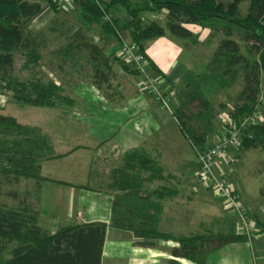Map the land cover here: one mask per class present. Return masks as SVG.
<instances>
[{"label": "trees", "instance_id": "trees-1", "mask_svg": "<svg viewBox=\"0 0 264 264\" xmlns=\"http://www.w3.org/2000/svg\"><path fill=\"white\" fill-rule=\"evenodd\" d=\"M71 1L74 5L72 20H60L58 15L63 10L57 0H0V95H10L20 105L70 110L75 106L74 101L63 94L61 84L48 78L44 81L35 72L25 81L18 79L14 69L16 56H22L23 69L33 71L42 65L43 52L59 41L49 53L58 61L57 73L64 75L63 78L70 77L75 73V67L87 59L86 64L92 70L90 79L101 90V83L107 77L100 69L101 52L108 41H117L118 36H122L135 43L144 54L146 43L162 37L166 30L182 36L187 32L185 25H194L222 33L212 65L233 81L241 78V89L233 99V117L239 119L258 107L261 83L264 85V0H142L140 6L128 0ZM243 2L248 3L245 15L240 10ZM44 6L54 18L45 29H31L32 21ZM117 6L125 10L129 22L111 18L109 13ZM144 11H165V28L158 23L142 25L139 14ZM105 16L110 20L105 21ZM214 21L224 26L212 28ZM234 31L242 44L234 39ZM120 63L125 72L136 74ZM196 100L200 99L191 98L189 104ZM200 104L208 107L203 101ZM188 114L186 117L182 111L176 112L179 126L194 151H203L206 149V134L205 129L199 127V113ZM249 132L251 138L243 139V151L264 148V125ZM52 158V145L39 127L5 116L0 109V197L5 196L17 203L15 209L0 206V264H101L105 224L65 225L50 236L38 224V192L44 181L41 163ZM124 162L122 170L126 178H129L128 172L148 169L151 164L139 152H130ZM149 177L145 181L150 180ZM30 180L35 181L34 204L26 202L23 197L29 195L23 192L4 191L5 186H17L21 181ZM140 180L137 173L133 175L132 183L120 187L128 190V194L113 203V212L117 206L124 209L120 211L124 217L117 218L116 226L131 230L137 239H173L179 246L172 250V254L197 264H202V257L208 251L245 241L236 235L205 232L176 238L160 233L156 227L160 206L151 201L145 203L139 197L144 192L148 200L150 194L143 189L145 181ZM144 206L147 207V216L142 213ZM5 254L8 257H4Z\"/></svg>", "mask_w": 264, "mask_h": 264}, {"label": "crops", "instance_id": "crops-1", "mask_svg": "<svg viewBox=\"0 0 264 264\" xmlns=\"http://www.w3.org/2000/svg\"><path fill=\"white\" fill-rule=\"evenodd\" d=\"M67 1L68 4L64 8L62 3L60 4L63 10L61 13L72 15L74 5L72 1ZM128 1L133 5L140 2V0ZM109 14L111 18L124 23L130 20L125 10L119 6L113 8ZM42 16H46L47 22L50 20L48 24L54 18L47 6L42 8L34 20ZM166 16L165 11H144L139 14L142 25L158 23L164 28ZM197 27L184 26L191 39L171 34L166 30L162 37L151 40L145 45L144 57L150 68L164 78L162 91L167 97L168 109L162 108L151 96L138 90L140 77L125 72L120 61L116 59V50H113L116 45L115 39L108 41L101 52L103 60L100 61V69L107 76L101 83V90L96 88L90 79L92 70L86 64L87 59L80 62L81 66L75 67V73L70 77L54 80L56 84H61L63 94L75 104L72 109L64 110L72 112L71 121L75 122V129L68 130L70 128L68 119L60 121L59 136L63 140L62 144L65 137L73 135V130L76 133L81 132L83 138H88L89 142H76L64 147L60 152H57L50 142L53 158L41 163V175L44 181L40 183L38 192V224L47 235H53L59 227L65 225L103 223L106 225V236L101 264H197L172 254V250L179 246L173 239L155 241L137 239L131 230L116 226L117 218L124 217V214L120 213L124 209H118L117 206L116 211L113 212V203L124 194H128V190L124 191L120 187L125 188V184L132 183V177L136 173L139 180L145 181L150 176V180L147 179L143 183V189L150 193L148 200L144 192L139 197H142L145 203L151 201L159 204L156 227L160 233L174 238L203 232L212 235H236L235 221L224 211L222 204L220 203L221 216H219V213H216L214 200L210 197L211 193L206 188L205 191H200L194 186V183H198L197 186L203 189L195 179L197 171L195 151L176 118L178 111H182L186 117L188 113H199L198 120L201 123L199 127L205 129L204 146L208 148L215 140L210 130L214 100L220 101L224 94L226 97L231 96L227 92L230 87L225 88L220 96H217L218 90L210 92L208 87L212 85L211 79L201 85L198 84L196 88L192 87L198 79L196 74L202 72L192 67L197 62L194 56L205 55L203 66H206V70L209 68L208 72L212 71L215 67L212 66L213 55L219 43V41L212 42L208 29H203L201 33L193 30ZM84 37L88 40V37ZM83 55L86 57L85 54ZM211 74L215 76L213 72ZM131 76L135 77L134 82ZM71 78L75 81L73 82ZM241 85L242 82L233 92L234 98L240 91ZM83 87L93 89L96 96L92 100L97 105H107L105 113H97L92 108H83L89 101L81 90ZM64 88H69L73 94L65 92ZM100 93L105 94L106 97L97 96ZM191 98L200 100L189 104ZM201 101L208 107H202ZM219 106L224 108L222 104ZM96 116H98L96 119L104 123H98ZM211 139L213 142L209 145ZM258 149L260 148L242 150L239 158L250 151L254 154ZM191 151L195 159L192 158ZM130 152L141 153L151 164L148 169L128 172L129 178H126L122 169L125 166L124 160ZM95 155L97 162L93 163ZM74 162L75 164H71ZM49 164L67 166L55 175L50 168H47ZM102 173H106L105 182L100 176ZM90 183L92 187L89 186ZM34 186V183H30L31 193ZM49 186L54 187L57 197L55 193L53 199L51 196H46ZM63 191H67L68 194L63 196ZM73 202L77 207L74 208ZM146 208L144 206L142 209L144 216H147ZM45 210L50 211L45 213ZM252 243V240H245L208 251L202 257V264H254L255 262L264 264L262 260L264 258L254 256L256 249L252 250L253 252L250 250ZM259 246L261 247L262 243L257 244V249Z\"/></svg>", "mask_w": 264, "mask_h": 264}, {"label": "rangeland", "instance_id": "rangeland-1", "mask_svg": "<svg viewBox=\"0 0 264 264\" xmlns=\"http://www.w3.org/2000/svg\"><path fill=\"white\" fill-rule=\"evenodd\" d=\"M132 1H136V0H132ZM221 1L230 2L231 0H221ZM134 5L140 6L141 0L140 2ZM247 9H248L247 2H243L240 4V10H241L242 15L246 14ZM58 16H59L58 18H60L61 20H64V19L72 20V17H73L72 15H69V14L67 15L63 13L59 14ZM45 18L46 16L45 17L42 16L39 19H35L32 24V29H36V30L45 29L48 25V22L50 21L49 20L47 22V19ZM211 24H212L211 25L212 28H218V29H221V27L224 26L222 23H218L216 21L212 22ZM203 29H208V27L198 26L196 29H193V30L201 33L203 32ZM210 32H211L210 38H212L211 40L213 43L218 42L221 39L222 33L220 31H210ZM233 33H234V36H233L234 39L239 41L242 44V42L240 41V37L237 35V32L234 31ZM182 36H184V38L186 39L188 38L191 39V36H189L187 32L186 33L183 32ZM58 43L59 41L57 43L51 44V46L43 52V60L41 61L42 65L35 68L33 71H28V70L23 69L22 64L24 60L22 56L21 55L16 56L15 65H14L16 77L20 79L21 81H25L31 77V75L33 74L32 72H35L37 77H41V79H43L44 81H46L47 78L53 81L54 80L58 81L60 79L63 80L64 75L60 74V72L57 73L56 71V67L58 66L57 59H55V57L49 54L52 50H54L57 47ZM115 44L116 45L114 46L113 50H116L117 52L118 41H116ZM205 58H206L205 55L203 56L195 55L194 56V59L197 62H195L192 67L198 68L202 72L196 74L197 75L196 78L198 79H196L197 82H195L194 84L192 83L193 84L192 87L196 88L198 84L201 85L204 81L207 82L208 80L211 79L212 85L211 87H208V90H210V92L218 90L217 96H220L221 92H224L225 88L230 87L228 88L227 92L231 94V96L226 97L225 94L223 93L224 96L222 97L220 101L214 100V103H215V106L213 107L214 113L211 115L212 118L210 120L211 135H213V138H214L216 132L221 129V123L219 120V116L221 112L224 111V109L226 110L227 108L230 109L231 107H233V98H234L233 92L239 88L240 83L242 81H241V78H236L233 81V79L230 78L229 76L224 77L222 75V70L218 68L217 66L213 67L212 71L208 72L209 68L206 70L205 68L206 66H203L205 65ZM66 67H68V65ZM211 72H213V75L215 76H212ZM130 78H132L133 82L135 81V77L131 76ZM188 79L190 80V78ZM72 81L74 82L75 80L73 79ZM260 89H261L260 95L262 96L264 95V85L262 83H261ZM81 90L84 92L85 97H88L89 99L88 103L85 106H83V108H92L96 110L97 113L106 112L105 110L107 108V105H102V104L97 105L92 100V98L96 96L93 89H90L88 87H83L81 88ZM91 90L93 91V93ZM64 91L69 94H73L72 90H70L69 88L67 89L64 88ZM97 96L106 97L105 94H102V93H100V95H97ZM218 102H220V104L224 106V108L222 107L223 109L219 106L220 104L217 105ZM0 109H1V113L5 116L13 117L23 124L41 128L43 134L49 138L51 144L54 146L57 152L63 151L64 147L66 148L69 145L75 144L76 142H84V143L89 142L88 138H83V134L81 132L76 133V131L73 130L72 131L73 135L71 137H65L66 139L64 143L62 144L63 140L59 136L60 121L63 122V120L68 119V122H69L68 126L70 127L68 130L75 129V124H74L75 122L71 121L73 117L71 116L72 112L70 111H64V110L55 109V108H41V107H34V106H28V105H20L14 102L10 95H7V96L0 95ZM96 118H98V116H96L95 119ZM96 120H98L97 122L100 124L104 123L100 119H96ZM212 142L213 140L211 139V142L209 145H211ZM259 148L260 149H258L254 154H253V151L244 153L243 156L237 160V162L232 163L231 165L225 168V173H226V178L230 181V183L233 184L240 203L249 212L250 219L254 221L255 226L258 229V231L256 232L251 231V230L248 231V235H244V236L237 235V236L243 238L244 240H252L253 241V243L251 244L252 249L250 250L255 251L256 249L254 256L264 258V148L262 147H259ZM191 154H192V158L195 159L192 151H191ZM94 157L95 158L92 162L96 163L97 157L96 155ZM71 164H75V162ZM47 166H48L47 168H50V171H53L55 175H58L62 171V169L66 167L67 165L63 164L60 166V165L49 164ZM100 176L104 178V182H105L106 173H102ZM191 178L193 179V176ZM30 183H34L35 185V181L33 180L21 181V183L17 186H10V187L5 186L4 191L5 190L6 191L15 190L17 192H21V193L23 192V194L29 195V197L26 195L27 197H23V198L27 200L26 201L27 203L31 204V202L33 203L34 201L33 200L34 195L33 193H31V190L29 189ZM197 184L198 183H194V186L198 190L205 191L204 187H203L204 189L203 190L202 187L197 186ZM89 186L92 187V184L90 183ZM35 188L36 187L34 186V188L32 189L33 192H35ZM48 188L49 189H47L48 191H46V196H51V199H53V195L55 193V197H57L58 194L54 192V189H53L54 187L49 186ZM209 192L212 195L210 196L211 199L214 200V203L217 209L216 213L218 212L219 216H221L220 211H219L221 210V207H220L221 202L217 197L214 196V194L211 191ZM67 194H68L67 191H63L62 195L66 196ZM2 205H6L10 209L17 208V203L12 202L5 196L0 197V206ZM73 205H74V208L77 207V204H74V202H73ZM41 210L43 211V209ZM49 211L50 210H45V213ZM41 223H42V220L40 221V225ZM197 228H195V230H197ZM201 234L202 233H200V235ZM259 242L262 243V246L261 247L259 246V248L257 249V244ZM4 257H8V254H5ZM262 260L264 262V259ZM254 264H256V262Z\"/></svg>", "mask_w": 264, "mask_h": 264}, {"label": "built area", "instance_id": "built-area-1", "mask_svg": "<svg viewBox=\"0 0 264 264\" xmlns=\"http://www.w3.org/2000/svg\"><path fill=\"white\" fill-rule=\"evenodd\" d=\"M70 1V0H69ZM64 8L67 0H57ZM105 21L110 17L105 16ZM117 59L139 77L138 88L145 92L162 108L168 109L167 97L162 91L164 78L150 68L138 46L118 36ZM234 107L221 112V129L216 132L213 144L203 151H195L197 171L195 179L215 197L221 200L224 211L234 219L236 235H248L258 231L246 208L240 203L236 190L226 178L225 168L237 162L243 150V139L251 138L249 130L264 125V95L256 110L239 119L233 117ZM249 132V133H248Z\"/></svg>", "mask_w": 264, "mask_h": 264}]
</instances>
